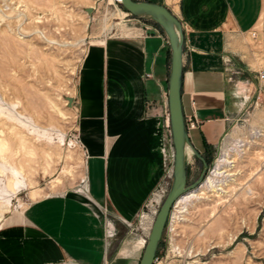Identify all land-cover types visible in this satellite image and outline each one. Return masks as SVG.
<instances>
[{"label":"crops","instance_id":"1","mask_svg":"<svg viewBox=\"0 0 264 264\" xmlns=\"http://www.w3.org/2000/svg\"><path fill=\"white\" fill-rule=\"evenodd\" d=\"M140 1L166 7L182 25V111L196 121L188 136L205 156L247 104L236 92L253 86L242 39L256 30L264 1ZM169 67V45L154 25L88 47L76 82L86 193L44 197L11 217L0 227V264H139L145 238L127 240L128 225L169 170ZM108 227L117 234L108 238Z\"/></svg>","mask_w":264,"mask_h":264},{"label":"rangeland","instance_id":"2","mask_svg":"<svg viewBox=\"0 0 264 264\" xmlns=\"http://www.w3.org/2000/svg\"><path fill=\"white\" fill-rule=\"evenodd\" d=\"M144 24L153 25L127 14L120 0H0V166L21 170L28 183L6 196L0 174V203L10 202L0 227L38 199L85 195L86 156L76 129L82 59L91 45L134 35ZM242 40L241 59L254 76H248L253 86L246 92L249 86L239 85L236 92L242 91L247 104L227 120L216 148L202 156L207 168L196 188L211 176L224 151L234 154L243 145L245 154L236 155V182L221 204L194 200L181 220L166 222L159 264H264V79L258 78L264 74V10L256 30ZM168 155L172 169L169 150ZM202 171V161L188 150L187 185ZM164 199L152 201L155 215L143 209L147 215L141 222L140 212L127 240L147 239L149 222Z\"/></svg>","mask_w":264,"mask_h":264},{"label":"water","instance_id":"3","mask_svg":"<svg viewBox=\"0 0 264 264\" xmlns=\"http://www.w3.org/2000/svg\"><path fill=\"white\" fill-rule=\"evenodd\" d=\"M127 14L156 24L166 37L170 49L168 77V116L173 146L172 180L168 193L163 200L152 223L139 264H152L165 229L171 207L180 196L193 190L201 183L207 165L204 158L193 148L181 105V84L183 74L184 35L180 21L164 6L147 1L120 0ZM202 161L203 171L198 180L187 185V151Z\"/></svg>","mask_w":264,"mask_h":264},{"label":"bare ground","instance_id":"4","mask_svg":"<svg viewBox=\"0 0 264 264\" xmlns=\"http://www.w3.org/2000/svg\"><path fill=\"white\" fill-rule=\"evenodd\" d=\"M120 16L123 17L122 14H120ZM258 143H260V142H258ZM242 146L243 145H238L237 149L234 151L235 152L234 154H229L228 151H224L222 156L217 160V163H216V165H215V167L211 173V176H208L205 179V181L198 188L191 190V191H188L187 193H185L184 195L179 197V199L176 201V203H177L176 207L178 209L175 211V213H173L172 223H176V221L181 220V217L184 216L182 214H184L188 211L187 207L191 201L200 200V199H209V198L211 199L212 198L218 204H221L223 202V199L225 198V194L228 192V188L236 182V179H235V175H236L235 174L236 173L235 168H236V161H237L236 155H237V157L242 158L243 154H245L244 149L240 148ZM2 148H3V145H0V153L2 152ZM262 151H264V150H262ZM187 156H188V151H187ZM251 156H253V155H251ZM253 165H254V163H253ZM0 174L2 176L4 175V178H5L4 186L2 188V193H5L6 196H8V194H15L20 186H28V183H26L27 181H24L25 180V178H24L25 174L22 173L21 170L15 168V167H11V166L7 167V165L4 163V165L0 166ZM255 176H257V175H255ZM263 176H264V174H263ZM85 180H86V178H85ZM241 180H242V177H241ZM245 182L247 183V181H245ZM208 193H210V194L207 195ZM9 207H10L9 199H6V200H4V202L0 203V225H1V222L3 220V214L8 211ZM151 222H149L150 224H149L148 230L151 229V226H152Z\"/></svg>","mask_w":264,"mask_h":264},{"label":"built area","instance_id":"5","mask_svg":"<svg viewBox=\"0 0 264 264\" xmlns=\"http://www.w3.org/2000/svg\"><path fill=\"white\" fill-rule=\"evenodd\" d=\"M258 78L260 80H263L264 79V74L263 73H258ZM247 100H248V98H247ZM185 126H186L187 131L189 129L195 128L196 127V121L193 118H186L185 119ZM170 144H171L170 149H169V151H170V157L173 159V146H172V140H171V132H170ZM164 156L166 158V161L168 162V157H169L168 151L166 153H164ZM172 165H173V163H172ZM171 176H172V169H169L168 172H167V175L164 178V180L156 188V190L152 193L151 198L149 199L150 201L147 202L144 205V208L143 209H146L147 212H150V213H152V214L155 215L156 210L155 211H151L152 201H154L155 204H158L159 201L164 196L166 197V194L168 193L169 179L171 178ZM175 207H176L175 205H172L171 210H170L169 215H168V218H167V223H168V221L170 223L172 222V216H173L172 209L175 208ZM144 211L145 210H143L141 212V214L139 215V221L140 222L143 221L144 217L147 215V213H145ZM128 226H130L132 228V225H128ZM116 234H117V232L114 231V228L113 229H110L108 227V229H107V237L108 238L113 237ZM145 242H146V239H143L142 240V246L143 247L145 246ZM159 263H160L159 262V256H158V252H157L152 264H159Z\"/></svg>","mask_w":264,"mask_h":264},{"label":"trees","instance_id":"6","mask_svg":"<svg viewBox=\"0 0 264 264\" xmlns=\"http://www.w3.org/2000/svg\"><path fill=\"white\" fill-rule=\"evenodd\" d=\"M137 1V0H136ZM146 22H149V21H146ZM149 23H151V22H149ZM151 24H153V23H151ZM154 26H156L159 30H160V32L163 34V32H162V30L156 25V24H153ZM160 246V245H159ZM159 248V247H158Z\"/></svg>","mask_w":264,"mask_h":264}]
</instances>
